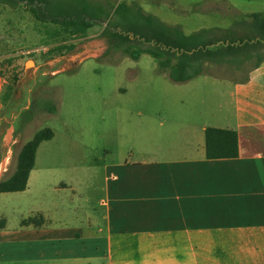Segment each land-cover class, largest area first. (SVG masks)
<instances>
[{
	"label": "crops",
	"instance_id": "1",
	"mask_svg": "<svg viewBox=\"0 0 264 264\" xmlns=\"http://www.w3.org/2000/svg\"><path fill=\"white\" fill-rule=\"evenodd\" d=\"M201 1L207 12L236 10L229 0ZM102 36L72 55L75 67L107 54ZM230 81V124L189 128L171 158L95 162L65 175L36 154L27 188L0 192L15 194L21 213L13 225L0 218V264H264V62ZM208 126L236 130L239 155L208 158ZM35 215L43 222L22 223Z\"/></svg>",
	"mask_w": 264,
	"mask_h": 264
},
{
	"label": "rangeland",
	"instance_id": "2",
	"mask_svg": "<svg viewBox=\"0 0 264 264\" xmlns=\"http://www.w3.org/2000/svg\"><path fill=\"white\" fill-rule=\"evenodd\" d=\"M229 2L236 10L227 8L226 13L207 12L210 7L201 0H142L139 5L168 24L178 23L187 34L219 26L232 30L220 28L217 37L251 35L244 25L233 23L249 20L247 13H264V0ZM103 28V22L94 24L86 36L73 39V51L49 55L63 36L54 32L62 28L36 20L24 2L15 7L0 5V161L8 157L0 163L8 167L3 177L15 169L23 144L45 127H51L54 136L40 145L39 164L66 175L82 172L83 165L95 162L168 159L173 150L183 149L180 134L189 128L230 124L235 104L230 78H244L256 58L245 68L207 63L209 73L186 82L173 81L147 53L136 60L118 49L75 67L72 55L95 46L104 37ZM14 195L0 193V218L11 225L21 215Z\"/></svg>",
	"mask_w": 264,
	"mask_h": 264
},
{
	"label": "trees",
	"instance_id": "3",
	"mask_svg": "<svg viewBox=\"0 0 264 264\" xmlns=\"http://www.w3.org/2000/svg\"><path fill=\"white\" fill-rule=\"evenodd\" d=\"M24 2L34 18L45 25L62 29L54 32L62 39L49 49V55H62L76 48L74 38L86 36L88 30L103 22L102 34L112 46L124 55L139 59L141 54L151 55L161 71L167 72L175 82H186L198 75L209 73L207 63L235 65L245 68L253 58L249 71L264 62V13L252 12L242 24L251 33L245 37H217L219 27L201 28L185 33L179 24H168L157 16L145 12L136 1L121 0H0L1 4L15 7ZM226 28L225 31H231ZM51 112L55 108L49 109ZM54 136L51 127L36 131L21 147L15 170L0 178V192H17L27 188L37 150L45 140ZM205 149L208 158L236 157L239 155V137L234 129L208 126L205 129ZM42 215L29 216L23 224L42 223Z\"/></svg>",
	"mask_w": 264,
	"mask_h": 264
},
{
	"label": "bare ground",
	"instance_id": "4",
	"mask_svg": "<svg viewBox=\"0 0 264 264\" xmlns=\"http://www.w3.org/2000/svg\"><path fill=\"white\" fill-rule=\"evenodd\" d=\"M28 62H33V61H32V60H30V61H27V63H28ZM33 63H34V62H33Z\"/></svg>",
	"mask_w": 264,
	"mask_h": 264
},
{
	"label": "water",
	"instance_id": "5",
	"mask_svg": "<svg viewBox=\"0 0 264 264\" xmlns=\"http://www.w3.org/2000/svg\"><path fill=\"white\" fill-rule=\"evenodd\" d=\"M30 61V60H29Z\"/></svg>",
	"mask_w": 264,
	"mask_h": 264
}]
</instances>
